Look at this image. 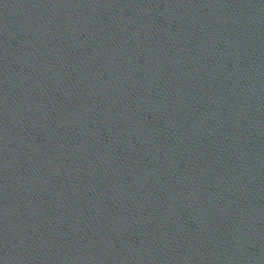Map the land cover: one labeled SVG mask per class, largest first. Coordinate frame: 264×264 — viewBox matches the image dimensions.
I'll return each mask as SVG.
<instances>
[{
  "label": "water",
  "instance_id": "obj_1",
  "mask_svg": "<svg viewBox=\"0 0 264 264\" xmlns=\"http://www.w3.org/2000/svg\"><path fill=\"white\" fill-rule=\"evenodd\" d=\"M0 264H118L44 225L0 196Z\"/></svg>",
  "mask_w": 264,
  "mask_h": 264
}]
</instances>
